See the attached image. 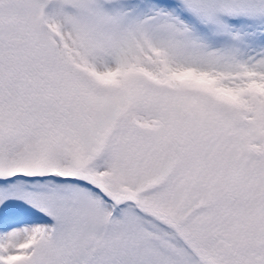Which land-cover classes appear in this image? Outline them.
<instances>
[{"label": "snow or ice", "instance_id": "obj_1", "mask_svg": "<svg viewBox=\"0 0 264 264\" xmlns=\"http://www.w3.org/2000/svg\"><path fill=\"white\" fill-rule=\"evenodd\" d=\"M0 264H264V0H0Z\"/></svg>", "mask_w": 264, "mask_h": 264}]
</instances>
